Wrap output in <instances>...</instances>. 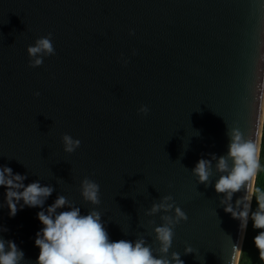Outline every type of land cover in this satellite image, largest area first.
<instances>
[{"label": "water", "instance_id": "water-1", "mask_svg": "<svg viewBox=\"0 0 264 264\" xmlns=\"http://www.w3.org/2000/svg\"><path fill=\"white\" fill-rule=\"evenodd\" d=\"M49 33L56 54L29 68L27 47ZM263 122L264 0H0V166L26 175L25 185H51L45 208L64 195L81 214L92 206L80 181L94 180L113 241L144 233L155 247L147 220L159 226V214L144 212L171 195L188 220L169 255L228 264L243 244L239 221L190 172L226 153L234 127L260 147ZM64 134L81 141L72 154ZM39 211L10 218L0 208V236L24 264L39 254ZM188 246L195 257L183 255Z\"/></svg>", "mask_w": 264, "mask_h": 264}, {"label": "clouds", "instance_id": "clouds-1", "mask_svg": "<svg viewBox=\"0 0 264 264\" xmlns=\"http://www.w3.org/2000/svg\"><path fill=\"white\" fill-rule=\"evenodd\" d=\"M133 34L129 33L130 36ZM26 53L29 68L42 66L46 57L56 54L51 33L36 39L33 45L27 47ZM127 63L123 60L124 65ZM34 95L39 96L40 93ZM137 114L147 115L148 108L141 106ZM226 135L229 141L226 153L220 156L210 154L208 158L199 159L190 173L197 184H203L205 188L213 187L221 197L219 204L224 213L239 221L242 234L247 232L251 221L252 228L257 231L252 245L258 258L264 261V189L257 188L255 184L261 171V149L254 138H245L238 128L228 130ZM61 144L64 153L72 154L80 147L81 141L64 134ZM213 172L216 174L214 184L211 180ZM26 179V175L14 174L10 167L0 166V188L5 189L0 208L7 207L10 218L24 207L41 209L36 215L42 228L35 234L34 246L39 249L35 264H184L181 254L171 252L169 255L176 226L188 220L171 195L153 202L144 212V216L149 218L159 214V226H154L155 219L147 220V227L151 229L147 235L153 238L156 245L153 247L144 233H138L134 240L113 241L110 238L102 213L96 210L101 199L100 185L94 180L85 177L80 181V197L92 206L87 214H81V208L64 195H57L54 202L45 208V202L54 188L39 181L25 185ZM237 193L242 195L233 203ZM253 201L256 204L254 209ZM4 231L7 229H0V232ZM241 252V245L234 244L228 264H238L237 257ZM190 254L195 257L193 248L185 247L183 255ZM24 262V253L15 242L0 236V264Z\"/></svg>", "mask_w": 264, "mask_h": 264}, {"label": "trees", "instance_id": "trees-1", "mask_svg": "<svg viewBox=\"0 0 264 264\" xmlns=\"http://www.w3.org/2000/svg\"><path fill=\"white\" fill-rule=\"evenodd\" d=\"M260 163L261 171L258 175L255 184L257 188L264 189V122L260 143ZM253 209L256 207L255 201L252 205ZM257 234V231L252 228V223L249 221L247 232L244 233L242 244V252L240 254L238 264H264V261L258 258V253L252 245V238Z\"/></svg>", "mask_w": 264, "mask_h": 264}]
</instances>
